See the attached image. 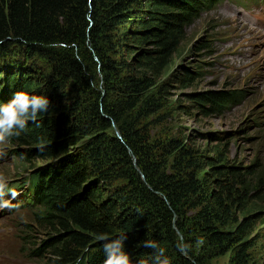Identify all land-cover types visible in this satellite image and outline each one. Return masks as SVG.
<instances>
[{
	"label": "trees",
	"instance_id": "trees-1",
	"mask_svg": "<svg viewBox=\"0 0 264 264\" xmlns=\"http://www.w3.org/2000/svg\"><path fill=\"white\" fill-rule=\"evenodd\" d=\"M217 1L0 0L8 93L0 104L19 90L54 94L49 110L8 142L23 146L12 152L25 162L58 158L28 173L52 264H103L98 236L120 233L133 264L148 258L146 239L159 241L171 264H208L227 252L229 264H263L253 233L264 222V173L229 164L227 146L198 144L169 124V86L189 87L200 71L163 76L199 12ZM23 59L38 60L39 75ZM8 62L24 75L7 74ZM186 97L202 116L238 101L221 91Z\"/></svg>",
	"mask_w": 264,
	"mask_h": 264
},
{
	"label": "rangeland",
	"instance_id": "rangeland-1",
	"mask_svg": "<svg viewBox=\"0 0 264 264\" xmlns=\"http://www.w3.org/2000/svg\"><path fill=\"white\" fill-rule=\"evenodd\" d=\"M202 42L208 43V47L198 49ZM13 54L11 52L14 58L16 53ZM23 62V67L25 63L27 67L33 64L31 74L39 75L41 63L38 60L31 59L27 64L23 59ZM12 63L8 62L6 73L12 71L24 75V70L21 68V72H16L17 64L12 66ZM197 70L200 76L189 87L183 88L178 80L169 86L168 101L173 103L174 110L169 124H180L189 135L198 138V144L227 146L229 164L253 166L264 173V0H222L199 12L185 42L173 55L163 80L171 74H176L177 79L187 71L193 73ZM213 91L237 94L238 101L228 105L222 113L202 116L186 97ZM7 94L1 82L2 100L7 99ZM47 96L50 100L54 98L51 91ZM178 106L189 107V113L182 114V110L175 109ZM152 132L156 134L158 128H153ZM15 148L23 146L0 144V151L7 152L6 157L0 159V175L10 183L21 185L27 173L36 175L58 161L56 158L25 162L14 155ZM15 191L21 194L24 188L21 186ZM21 199L18 197L19 206L15 209L0 208V264H52V254L44 245L49 237L48 230L33 220V211L38 206L32 209L22 205ZM263 227L264 222L259 224L253 236L257 235L259 239L258 261L264 264ZM229 259L230 252H227L210 259L208 264H229Z\"/></svg>",
	"mask_w": 264,
	"mask_h": 264
},
{
	"label": "clouds",
	"instance_id": "clouds-1",
	"mask_svg": "<svg viewBox=\"0 0 264 264\" xmlns=\"http://www.w3.org/2000/svg\"><path fill=\"white\" fill-rule=\"evenodd\" d=\"M91 83V81H90ZM50 101L45 95L30 94L19 90L14 93L12 99L5 104H0V144H6L12 138L20 137L27 129L29 122L35 123L41 113L49 110ZM43 151V144L40 148ZM6 151H0V159L6 157ZM19 193L9 187L5 176L0 175V208L9 210L19 206L16 201ZM126 233H120L116 237H108L104 234L98 236L103 243L105 260L103 264H133L129 253L125 251ZM203 243V241H199ZM143 248L149 249L148 258H138L136 264H171L166 250L155 239H146L141 243Z\"/></svg>",
	"mask_w": 264,
	"mask_h": 264
},
{
	"label": "bare ground",
	"instance_id": "bare-ground-1",
	"mask_svg": "<svg viewBox=\"0 0 264 264\" xmlns=\"http://www.w3.org/2000/svg\"><path fill=\"white\" fill-rule=\"evenodd\" d=\"M22 182H23V181H22ZM22 182H21V183H22ZM9 183H10V182H9ZM15 183H16V182H15ZM21 183H20V184H21ZM18 185H19V183H18ZM22 190H23V189H22ZM21 200H22V199H21Z\"/></svg>",
	"mask_w": 264,
	"mask_h": 264
},
{
	"label": "water",
	"instance_id": "water-1",
	"mask_svg": "<svg viewBox=\"0 0 264 264\" xmlns=\"http://www.w3.org/2000/svg\"><path fill=\"white\" fill-rule=\"evenodd\" d=\"M115 132H117L116 130H115ZM118 134V133H117ZM180 236V235H179Z\"/></svg>",
	"mask_w": 264,
	"mask_h": 264
}]
</instances>
